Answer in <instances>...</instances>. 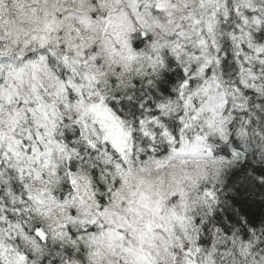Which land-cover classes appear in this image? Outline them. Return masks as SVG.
Instances as JSON below:
<instances>
[{
  "label": "snow or ice",
  "instance_id": "obj_1",
  "mask_svg": "<svg viewBox=\"0 0 264 264\" xmlns=\"http://www.w3.org/2000/svg\"><path fill=\"white\" fill-rule=\"evenodd\" d=\"M0 264H264V0H0Z\"/></svg>",
  "mask_w": 264,
  "mask_h": 264
}]
</instances>
